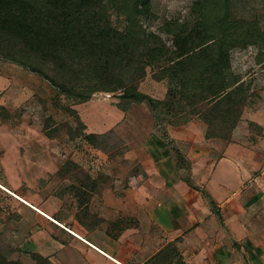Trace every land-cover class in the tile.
Segmentation results:
<instances>
[{
	"label": "rangeland",
	"instance_id": "374dc122",
	"mask_svg": "<svg viewBox=\"0 0 264 264\" xmlns=\"http://www.w3.org/2000/svg\"><path fill=\"white\" fill-rule=\"evenodd\" d=\"M124 1L127 0L111 2L122 7ZM198 1L152 0L149 17L140 23L142 30L147 35L159 36L170 48L173 27L190 29L201 20L202 12L194 7ZM219 3L212 14L222 16L227 11L228 22L240 21L252 28L253 43L232 49L229 60L234 78L241 83L235 97L240 103L239 122H246L253 135L264 137V0H219ZM118 15H113L114 25L122 21ZM11 45L20 47L15 39ZM17 60L44 75L0 55V253L8 261L21 264H42L45 259L51 264H70L71 257L78 260L69 240L75 237L55 222L63 223L73 232L75 188L83 184L82 197L89 203L100 184L94 181L98 175L109 179L106 174H113L121 185L125 184L140 170L141 147L148 136L159 130L156 125L159 120L175 125L177 121L181 124L200 119L177 113V105L173 109L164 106L169 100L166 98L169 84L157 69L145 68V76L131 83L137 93L158 102L151 107L146 101L137 103L122 98L120 91L104 92L107 84L97 80L91 71L72 76L53 69L38 57H17ZM130 78H136V74ZM84 97L88 101L81 102ZM116 105L125 107L124 112ZM166 127L161 125V131ZM108 131L110 138L97 144L104 151L82 139L86 133ZM108 179L104 184H108ZM202 238L205 239L201 230L189 238V250L196 252L193 255L196 262L212 255L209 250L212 242L202 244ZM62 249H67L68 261L62 256ZM231 250L225 240L220 250H213L215 263L243 264L241 254Z\"/></svg>",
	"mask_w": 264,
	"mask_h": 264
},
{
	"label": "crops",
	"instance_id": "0c3cea01",
	"mask_svg": "<svg viewBox=\"0 0 264 264\" xmlns=\"http://www.w3.org/2000/svg\"><path fill=\"white\" fill-rule=\"evenodd\" d=\"M166 126L144 140L134 187L106 174L108 184L92 194L88 217H101L97 226L74 215L72 232L56 220L75 237L70 264H216L213 250L225 240L243 264H264V137L243 121L228 139H207L200 120ZM197 230L202 244L212 242L202 262L190 252Z\"/></svg>",
	"mask_w": 264,
	"mask_h": 264
},
{
	"label": "trees",
	"instance_id": "16d2710c",
	"mask_svg": "<svg viewBox=\"0 0 264 264\" xmlns=\"http://www.w3.org/2000/svg\"><path fill=\"white\" fill-rule=\"evenodd\" d=\"M111 1L0 0V55L40 75L44 73L19 62L17 57H38L53 69L72 76L91 71L97 80L107 84L104 92L120 91L122 98L137 103L146 101L151 107L158 102L137 93L131 83L145 76V68L157 69L169 84L166 93L169 100L163 103L165 107L173 109L177 105V113L199 118L207 126V139H228L241 113L237 107L240 103L235 101L241 83L231 72L229 53L253 43L252 28L240 21L228 22L227 11L222 16L212 14L219 7V0H199L194 7L202 12L199 14L201 20L190 29L173 27L168 48L159 36L147 35L142 30L140 23L149 17L152 0H127L122 7ZM114 14L122 17L117 25L112 22ZM14 39L19 49L11 45ZM135 74L136 78H130ZM129 89L134 90L130 93ZM86 101L87 97L81 99V102ZM116 107L124 112L125 107ZM186 108L188 112L184 111ZM165 124L169 122L159 120L157 131ZM79 126L85 129L81 122ZM162 130L165 133V128ZM108 133L111 131L86 133L82 139L104 151L97 144L101 139L110 138ZM132 177L136 176H130L127 183ZM105 179L108 178L102 175L95 178L94 181L100 182L96 193L105 185ZM82 185L75 188V219L89 218L97 226L101 217H88ZM0 264L21 263L8 261L0 253ZM42 264L51 263L45 259Z\"/></svg>",
	"mask_w": 264,
	"mask_h": 264
},
{
	"label": "built area",
	"instance_id": "2783aa9c",
	"mask_svg": "<svg viewBox=\"0 0 264 264\" xmlns=\"http://www.w3.org/2000/svg\"><path fill=\"white\" fill-rule=\"evenodd\" d=\"M136 182H137V177H132V178H130L128 184L130 186H133L134 187L136 185Z\"/></svg>",
	"mask_w": 264,
	"mask_h": 264
}]
</instances>
